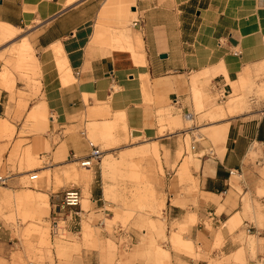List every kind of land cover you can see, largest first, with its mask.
Returning <instances> with one entry per match:
<instances>
[{
  "label": "crops",
  "instance_id": "crops-1",
  "mask_svg": "<svg viewBox=\"0 0 264 264\" xmlns=\"http://www.w3.org/2000/svg\"><path fill=\"white\" fill-rule=\"evenodd\" d=\"M0 37L7 40L0 46V53L16 50L18 61L30 64L38 74V95L23 101L26 116L30 113L38 120L48 112L50 130H54L55 124L58 127V153L79 162L90 153L88 142L76 133L63 136L65 130L61 128L78 126L82 114L89 109L91 116L97 118L89 125L95 122L103 129L113 123L104 115L120 113L129 130L155 136L159 111L175 114L193 109L192 83L196 84L199 74H211L208 88L212 95H217L232 90L226 75L237 81L247 67L264 62V0H0ZM2 68L0 63V71ZM70 74L73 81L66 82ZM22 83L8 70L0 77V154L6 156L19 138L29 146L39 141L36 134L19 136L21 122L13 120L14 112H10V120L5 118L10 93ZM25 93L30 94L28 88ZM217 113L221 120L225 119L213 130L214 141L219 143L217 156L202 157L197 176L199 207L192 208L190 213V217L196 215L197 221L189 226L188 236L191 241H202L203 246L208 243L207 256L231 257L242 249L238 232L233 235L224 230L218 235L223 236L222 247L213 249L215 234L208 229L207 222L215 226L221 218L230 217L226 222L239 219L243 223V210L240 204L234 205V195L230 193L237 194L233 189L235 174L242 178L240 184L245 194L256 198L264 195V113L245 111L234 115L239 113L236 109L231 116ZM179 118L168 117L171 125H177ZM186 120L191 123L194 116L190 114ZM31 156L28 154L27 158ZM189 170V163L182 165L183 175L189 174ZM28 176L31 177H20ZM18 179L11 177L8 186L17 188ZM82 180L89 183L91 179ZM97 186L96 202L101 200ZM88 194L85 203L89 202ZM103 194L108 196L109 191ZM247 200L246 216L257 222V214L264 213L249 197ZM36 202L44 209L49 204L47 198ZM166 207L165 214L174 220L184 211L169 201ZM70 229L74 233L75 228ZM87 233L86 230L84 234ZM9 235L0 222V242ZM172 241L177 246L186 242L179 236ZM87 253L83 251L84 264H100L97 257H88ZM171 254L173 264L207 262L192 260L173 250ZM244 255L246 264H264V253L254 255L247 251ZM3 260L10 263L6 257ZM55 264L59 261L55 260Z\"/></svg>",
  "mask_w": 264,
  "mask_h": 264
},
{
  "label": "rangeland",
  "instance_id": "rangeland-1",
  "mask_svg": "<svg viewBox=\"0 0 264 264\" xmlns=\"http://www.w3.org/2000/svg\"><path fill=\"white\" fill-rule=\"evenodd\" d=\"M5 42L7 40L0 37V46ZM16 57V50L0 53V63H3L0 77L8 70L15 79L23 82L17 91L14 88V93H10L5 118L10 120L9 114L14 112L13 120L21 122L19 136L36 134L39 141L35 146H29L27 141L19 138L8 156L0 154V175L19 178V186L15 189L0 186V222L10 233L6 240L0 242V264H55V260L59 264H84L83 251L88 252V257H97L100 264H173L172 250L195 261L205 259L206 264H246L245 252L250 251L254 255L264 253V240L261 239L264 236V215L257 214L255 222L244 211V202L249 197L264 213V195L256 198L245 194L238 174L233 177L237 179L233 186L237 194L230 193L234 195V205L240 204L243 210V223L239 219L226 222L229 217L221 218L215 226H211L209 221L207 227L215 234L213 249L222 247L224 239L218 235L224 230L233 235L238 232L242 249L231 257L225 254L207 256L208 243L203 246L202 241H191L188 236L189 226L197 221L196 215L190 217V213L194 211L192 208L199 207L197 176L202 157L204 154L208 159L217 156L219 143L214 141L213 130L225 121L220 119L217 111L229 116L235 109L239 113L234 115L245 111L264 113V62L247 67L237 81H231L226 75L232 90L217 95H212L208 88L211 74H199L196 84L192 83L193 109L175 114L170 110L159 111L155 136L129 130L124 115L120 113L104 115V119H112L113 123L103 129L95 122L89 125L97 120L89 109L88 113L82 114L78 126L61 128V131L65 130L63 136L76 133L88 145L92 143L101 150V160L87 173L80 162L58 153V127L55 124L54 130H50L51 115L48 112L38 120L33 119L30 113L26 116L27 106L23 101L28 102L32 96L38 95V74L30 64H24ZM26 88L30 94L25 93ZM190 114L194 116L191 123L186 120ZM171 116L180 117L177 125L170 124L168 117ZM7 135L3 134V137ZM154 146H157V151ZM28 154L34 157L28 159ZM197 160L200 161L199 168L196 167ZM186 163H189L190 170L189 174L183 175L181 167ZM36 172L39 174L35 181H31L29 176L21 178ZM83 178L91 180L85 183ZM95 186L100 191L101 200L98 202ZM73 189L82 194V222L72 233L73 221L61 216L58 233H54L53 203L58 199L56 196ZM106 190L109 191L108 196L103 194ZM25 191H33L34 197L20 200ZM86 193H89L87 203ZM35 198H47L49 204L46 209L36 206ZM168 201L184 208L178 213V220L165 214ZM86 230L88 233L85 235ZM175 236L186 241L183 246L174 245L172 240ZM4 257L10 263L3 260Z\"/></svg>",
  "mask_w": 264,
  "mask_h": 264
},
{
  "label": "built area",
  "instance_id": "built-area-1",
  "mask_svg": "<svg viewBox=\"0 0 264 264\" xmlns=\"http://www.w3.org/2000/svg\"><path fill=\"white\" fill-rule=\"evenodd\" d=\"M137 21L134 22V25H137ZM89 146L91 148V151L88 156L81 159L79 162L82 167L87 169H92L102 158V152L101 150L93 145L92 143H89ZM11 179L10 175H0V186H8V182ZM31 181H35L38 179L37 175L31 176ZM82 194L79 190H69L66 191L62 196L58 197L56 202L53 203V230L58 233L57 228L59 222L61 221V216L65 217L67 219L70 218L73 224V227L76 229L78 225L81 224V216L84 213V210L82 208ZM101 224H103L102 221H100Z\"/></svg>",
  "mask_w": 264,
  "mask_h": 264
},
{
  "label": "bare ground",
  "instance_id": "bare-ground-1",
  "mask_svg": "<svg viewBox=\"0 0 264 264\" xmlns=\"http://www.w3.org/2000/svg\"><path fill=\"white\" fill-rule=\"evenodd\" d=\"M66 82H72L73 81V78H72V75L70 74L67 78H66V80H65ZM77 164V163H76ZM80 166H81V164H80ZM82 167V166H81ZM83 168V167H82ZM87 169V168H86ZM87 173H90V171H86ZM33 175H37L38 176V174L37 173H34ZM33 175H31V176H33ZM30 177V176H29ZM31 178V177H30ZM31 180V179H30ZM31 196H33V193H31V192H26V193H24L23 194V198H24V200H30V198H31ZM82 202V201H81ZM162 252H164V251H162ZM160 253V252H159ZM165 253V252H164ZM168 254V253H167ZM168 256V255H167Z\"/></svg>",
  "mask_w": 264,
  "mask_h": 264
}]
</instances>
